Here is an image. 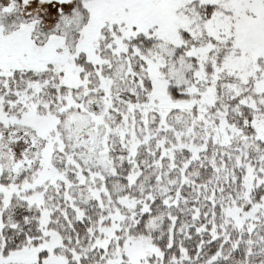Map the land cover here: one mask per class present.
Masks as SVG:
<instances>
[{"label":"snow or ice","instance_id":"snow-or-ice-1","mask_svg":"<svg viewBox=\"0 0 264 264\" xmlns=\"http://www.w3.org/2000/svg\"><path fill=\"white\" fill-rule=\"evenodd\" d=\"M0 264H264V0H0Z\"/></svg>","mask_w":264,"mask_h":264}]
</instances>
